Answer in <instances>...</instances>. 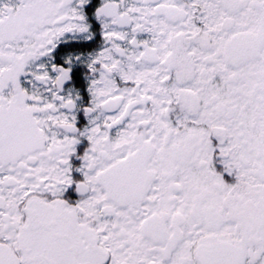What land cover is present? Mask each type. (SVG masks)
<instances>
[{
	"label": "snow or ice",
	"instance_id": "6c2138e0",
	"mask_svg": "<svg viewBox=\"0 0 264 264\" xmlns=\"http://www.w3.org/2000/svg\"><path fill=\"white\" fill-rule=\"evenodd\" d=\"M0 264H264V0H0Z\"/></svg>",
	"mask_w": 264,
	"mask_h": 264
}]
</instances>
